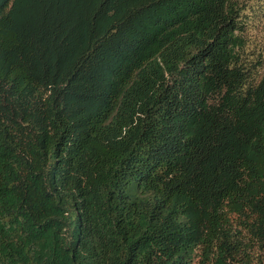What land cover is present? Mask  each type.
Masks as SVG:
<instances>
[{"label":"trees","instance_id":"16d2710c","mask_svg":"<svg viewBox=\"0 0 264 264\" xmlns=\"http://www.w3.org/2000/svg\"><path fill=\"white\" fill-rule=\"evenodd\" d=\"M241 13L0 0V264H264Z\"/></svg>","mask_w":264,"mask_h":264},{"label":"rangeland","instance_id":"374dc122","mask_svg":"<svg viewBox=\"0 0 264 264\" xmlns=\"http://www.w3.org/2000/svg\"><path fill=\"white\" fill-rule=\"evenodd\" d=\"M242 13L240 24L246 48L244 58L248 62L259 63L260 76H264V0H235Z\"/></svg>","mask_w":264,"mask_h":264}]
</instances>
